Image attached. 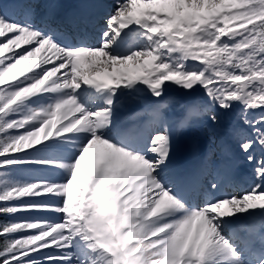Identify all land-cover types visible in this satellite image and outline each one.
Wrapping results in <instances>:
<instances>
[{
  "label": "snow or ice",
  "instance_id": "1",
  "mask_svg": "<svg viewBox=\"0 0 264 264\" xmlns=\"http://www.w3.org/2000/svg\"><path fill=\"white\" fill-rule=\"evenodd\" d=\"M13 8L0 215L32 218L0 224V264H264V0H112L90 40ZM124 98L143 104L128 125ZM226 119L218 158L171 168L175 132L215 141ZM237 156L252 182L226 190ZM37 167L51 175H19Z\"/></svg>",
  "mask_w": 264,
  "mask_h": 264
},
{
  "label": "rangeland",
  "instance_id": "2",
  "mask_svg": "<svg viewBox=\"0 0 264 264\" xmlns=\"http://www.w3.org/2000/svg\"><path fill=\"white\" fill-rule=\"evenodd\" d=\"M9 217L14 218L13 216H9ZM17 218H19V219H28V218H31V217L29 215H23V216L17 215V216H15V219H17Z\"/></svg>",
  "mask_w": 264,
  "mask_h": 264
},
{
  "label": "trees",
  "instance_id": "3",
  "mask_svg": "<svg viewBox=\"0 0 264 264\" xmlns=\"http://www.w3.org/2000/svg\"><path fill=\"white\" fill-rule=\"evenodd\" d=\"M2 223H4V221H3L2 215H0V224H2ZM2 245H3V239L0 238V246H2Z\"/></svg>",
  "mask_w": 264,
  "mask_h": 264
}]
</instances>
